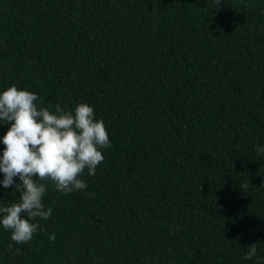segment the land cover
<instances>
[{"label":"trees","instance_id":"obj_1","mask_svg":"<svg viewBox=\"0 0 264 264\" xmlns=\"http://www.w3.org/2000/svg\"><path fill=\"white\" fill-rule=\"evenodd\" d=\"M12 85L89 104L111 148L29 244L0 226V264H264V0H0Z\"/></svg>","mask_w":264,"mask_h":264},{"label":"clouds","instance_id":"obj_2","mask_svg":"<svg viewBox=\"0 0 264 264\" xmlns=\"http://www.w3.org/2000/svg\"><path fill=\"white\" fill-rule=\"evenodd\" d=\"M220 3V0H216ZM43 100L36 93L16 85L0 91V124L9 125L0 138L4 145L0 155V184L20 193L18 202L0 203V226L10 233L16 245L29 244L42 231L40 220H48L53 209L46 207L44 198L49 184L65 195L84 191L88 185L82 178L96 174L104 162L102 150L111 148L108 130L95 110L87 103H79L65 111L59 104L55 110L42 107ZM264 154V146H257ZM19 179V183L14 178ZM246 189L247 184L240 186ZM90 198L94 194H88ZM55 240V234L49 236ZM13 252V245H8ZM19 248L14 254H18ZM257 256V244L248 247L243 259ZM259 264V261H257Z\"/></svg>","mask_w":264,"mask_h":264}]
</instances>
